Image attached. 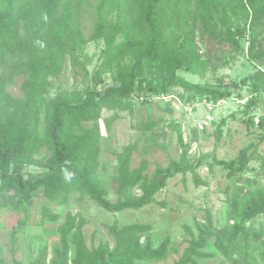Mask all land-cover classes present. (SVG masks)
I'll list each match as a JSON object with an SVG mask.
<instances>
[{
  "label": "trees",
  "instance_id": "16d2710c",
  "mask_svg": "<svg viewBox=\"0 0 264 264\" xmlns=\"http://www.w3.org/2000/svg\"><path fill=\"white\" fill-rule=\"evenodd\" d=\"M91 1L0 0V194L17 195L26 215L19 228L26 225V208L34 198L65 205L79 193L81 199L116 214L164 205L157 195L177 175L190 172L199 182L196 171L201 162L189 158L191 147L179 123L172 126L181 147L178 162L159 168L150 178L147 161L132 168V156L138 148L134 144L118 155L117 174L112 180L101 179L100 121L104 111L113 112L105 119L110 130L121 119V112L132 114L136 104L146 106L154 98L169 97L173 88L188 94L185 102L192 113L204 100L216 105L237 91L247 116L244 122L264 128V115L255 114L264 96V0H98L95 31L86 39L83 14ZM90 41L103 46L100 62L91 74L93 85L50 98L53 79L64 73L68 59L74 66L81 64L80 57ZM239 55L246 56L255 67L239 82L229 84L220 78L214 84L200 85L179 74L216 71ZM109 72L115 74L112 85L105 77ZM20 76H25L24 97L17 100L7 88ZM243 88L248 98L242 96ZM46 98L49 101L44 105ZM86 123L92 127L85 129ZM224 123L217 124L218 141ZM157 125L149 120L137 128L148 134ZM205 125L203 129L197 125L198 133H205ZM43 149L50 157L38 158ZM254 149L251 143L231 161L215 163L236 181L249 170ZM31 167L43 171L26 179L25 170ZM261 169L264 174V155ZM110 195L116 200L111 201ZM43 216L52 222L60 219L49 209ZM258 217H264V185L234 195L229 212L232 224L218 228L206 210V224L197 225V236L174 264H199V260L215 257L208 251L211 244L223 258H231L230 264H257L249 245L264 246V231L247 225ZM87 222L79 213L66 215L58 227L59 245L53 264H146L163 261L169 253L170 237L156 246L155 226L140 223L107 226L115 245L100 243L91 248L83 233ZM16 243L14 233L13 246ZM49 256V247L44 246L31 264H50Z\"/></svg>",
  "mask_w": 264,
  "mask_h": 264
},
{
  "label": "rangeland",
  "instance_id": "374dc122",
  "mask_svg": "<svg viewBox=\"0 0 264 264\" xmlns=\"http://www.w3.org/2000/svg\"><path fill=\"white\" fill-rule=\"evenodd\" d=\"M97 3L98 0H92L84 10L82 25L86 39L91 38L95 31ZM118 41H121V37ZM102 49L101 43L90 41L80 57V65L74 66L68 59L64 73L53 79L50 98H54L61 92L83 91L92 86L91 74L95 72L100 62ZM262 63L261 66L264 67V61ZM254 70L255 67L250 64L246 56L239 55L237 59L230 60L216 71H208L202 75L188 72H179V74L193 84H214L220 78L230 84L233 81L239 82ZM114 76V72L105 75L109 85L115 83ZM24 80L25 76L17 77L7 88L9 94L17 100L24 97L22 90ZM237 93L235 91L230 99L216 105L206 104L204 100L192 113L191 110H187L188 105L185 102L188 94L182 88H173L172 95L169 97L154 98L146 106L136 104L132 114L121 112V119L116 121L110 130L106 128L105 119L111 117L113 112L104 111L100 121L102 154L99 175L101 179L106 182L112 180L117 174L118 155L125 147L134 144L138 148L132 156V168H138L143 161H147V174L150 178L159 168L165 169L172 162H178L181 147L177 132L172 126L174 123H179L184 140L191 147L189 158L201 162V166L196 171L200 177L199 182L190 172L185 176L177 175L171 178L164 191L157 195L158 201L164 205L155 204L140 211L127 210L116 214L105 212L90 200L81 199L79 193L73 194L65 205L50 202L43 197L34 198L26 208L28 215L23 228H19V221L26 215L18 204L17 195L0 194V264L16 262L31 264L38 251L44 246L49 247V262L53 264L56 258L55 248L59 245L58 227L64 223L68 213H79L88 221L83 233L91 248L100 243H109L112 247L115 245L114 238L107 230V226L114 223L119 226L133 223L152 224L155 226L153 233L155 245L159 246L166 236L170 237L171 244L169 253L163 261L146 264H174L182 257L191 239L197 236V225L206 224V210H210L215 224L221 228L230 222V202L234 195L246 193L264 185V174L261 169V157L264 155V142H261V135L264 134V128L244 122L247 116L243 113V102L238 100ZM241 94L246 98L249 96L246 88L241 90ZM48 101L49 98H46L43 104L46 105ZM255 114L264 115V96ZM149 120L158 122V125L154 132L143 134L137 126ZM222 121L225 123L218 141L215 130L217 124ZM203 122L207 125H205V133L200 134L197 131V125L204 126ZM91 127L90 123L84 124L85 129ZM251 143L257 149H254L249 170L240 175L236 181L229 179L227 171L215 161H231ZM50 155L43 149L38 158H48ZM42 171L43 169L36 167L27 168L25 178H35ZM109 199L115 201L116 197L110 195ZM45 209L57 214L60 217L59 221L52 222L45 218L43 216ZM247 227L264 231V217L251 221ZM13 232L16 233L17 238L15 246L12 244ZM213 241L212 239L211 243ZM236 248V245L232 248V256L236 254ZM249 248L254 251L253 256L257 264H264V246L250 243ZM208 251L214 252L216 256L199 260V264L231 263V258H223L216 252L213 244Z\"/></svg>",
  "mask_w": 264,
  "mask_h": 264
},
{
  "label": "built area",
  "instance_id": "2783aa9c",
  "mask_svg": "<svg viewBox=\"0 0 264 264\" xmlns=\"http://www.w3.org/2000/svg\"><path fill=\"white\" fill-rule=\"evenodd\" d=\"M199 128H200V129H203V125L200 124V125H199Z\"/></svg>",
  "mask_w": 264,
  "mask_h": 264
}]
</instances>
